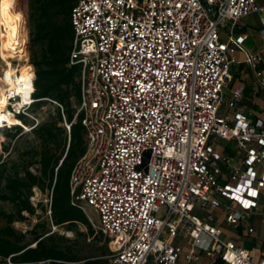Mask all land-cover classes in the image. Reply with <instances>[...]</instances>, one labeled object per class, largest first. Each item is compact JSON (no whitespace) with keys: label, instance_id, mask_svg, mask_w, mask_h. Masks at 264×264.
<instances>
[{"label":"built area","instance_id":"1","mask_svg":"<svg viewBox=\"0 0 264 264\" xmlns=\"http://www.w3.org/2000/svg\"><path fill=\"white\" fill-rule=\"evenodd\" d=\"M262 9L257 0H74L69 65L80 68L74 121L82 114L85 152L71 172V203L97 213L109 264H197L203 256L264 264L226 238L213 213L253 234L250 220L264 207V121L222 112L242 97L237 90L226 99L224 88L233 78L229 44L245 37H221ZM262 60L248 54L260 84ZM34 91L5 90L20 124L0 119V130L30 132L43 122ZM48 100L62 112L69 146L72 122Z\"/></svg>","mask_w":264,"mask_h":264},{"label":"trees","instance_id":"2","mask_svg":"<svg viewBox=\"0 0 264 264\" xmlns=\"http://www.w3.org/2000/svg\"><path fill=\"white\" fill-rule=\"evenodd\" d=\"M73 4L74 0H29L30 23L33 27L31 40L42 44L41 53L33 54L32 60L36 74L34 97L40 99L35 103L34 111L36 107L50 101L48 99L58 101L63 105L66 118L72 122V126L68 146V133L61 125L63 115L57 107L54 118L45 120L33 130L41 146L36 159L37 172L30 169L31 164L22 171L10 172L0 154V201H9L14 206L13 212L0 209V217L7 222L5 227L0 228V264H39L43 261H51V264H80L82 261L49 234L50 231L44 229L37 232L39 225L30 231L34 234L35 246L24 243L25 234L12 226L14 221L27 219L24 212L31 215L36 213L31 201L35 187L49 188L51 191L50 209L54 226L67 223L74 227L81 222L87 226L88 234L94 235L83 210L71 203L70 193L72 169L85 152L82 114L74 121L77 109L74 101L78 104L80 99V68L69 65L74 39L70 20ZM19 9L25 13L20 0ZM108 252L105 249L101 254L87 257L84 264H109Z\"/></svg>","mask_w":264,"mask_h":264},{"label":"rangeland","instance_id":"3","mask_svg":"<svg viewBox=\"0 0 264 264\" xmlns=\"http://www.w3.org/2000/svg\"><path fill=\"white\" fill-rule=\"evenodd\" d=\"M21 7L24 10L25 25H26V45L20 60L13 59V66L17 70H22L23 65L32 64L33 54H40L42 50V44L40 42L34 43L31 40V31L33 29L32 23H30V8L29 0H20ZM17 6L19 9V0H17ZM1 34L2 26L0 24V46H1ZM2 63V64H1ZM0 74L5 67V62L2 61L0 56ZM74 107L77 108V102L74 101ZM35 112L40 113L45 117L43 122L51 120L56 116L57 106L51 101L44 102L41 106L36 107ZM62 125V124H61ZM222 144L224 142H221ZM232 146V143L230 144ZM40 140L37 134L33 131L25 132L23 128L13 127L11 130L0 131V154L2 159L7 163V168L10 172L20 170L31 164L30 169L37 172L38 163V151L40 150ZM60 150V149H59ZM31 201L36 207V213L31 215L28 212H24L27 219L24 221H14L12 226L21 233L25 234L24 243L35 246L33 242L34 234L30 231L39 225L37 232H42L44 229L50 231L49 234L55 236L63 245V247L72 250L82 261L80 264H84V259L93 255L101 254L105 249H108V255L110 254L109 239L101 234V232L95 227L97 225V213L87 207L85 215L89 219L94 235L88 234V228L81 222L77 223V226L71 227L70 224H63L60 226H54L51 218V191L49 188L42 189L35 187L33 194L31 195ZM0 209L6 212H13L14 206L9 201H0ZM7 225L4 218L0 217V228ZM86 234V235H85ZM39 264H51V261H43Z\"/></svg>","mask_w":264,"mask_h":264},{"label":"crops","instance_id":"4","mask_svg":"<svg viewBox=\"0 0 264 264\" xmlns=\"http://www.w3.org/2000/svg\"><path fill=\"white\" fill-rule=\"evenodd\" d=\"M257 3L263 8L262 10L240 18L235 25L228 24L221 32L224 41L228 40L230 36L245 37L242 44L236 42L229 44V54L234 59L231 64L233 78L224 88L226 99L230 100L237 90L242 91V97L233 108L225 107L222 112L225 114L241 112L252 120L262 119L264 121V83H258L255 71L248 63L249 53H261L263 60L259 63L258 68L264 71V0H257ZM196 212L206 215L205 212L198 209ZM213 213L216 223L223 227L226 238L235 240L246 247L251 252L254 261L264 258V207L250 220L256 230L253 234H249L245 226L237 229L228 226L221 209H217ZM210 263L211 259L203 256L197 264ZM216 264L225 263L218 261Z\"/></svg>","mask_w":264,"mask_h":264},{"label":"bare ground","instance_id":"5","mask_svg":"<svg viewBox=\"0 0 264 264\" xmlns=\"http://www.w3.org/2000/svg\"><path fill=\"white\" fill-rule=\"evenodd\" d=\"M0 24L2 26L0 56L5 62L0 74V117L18 125L20 119L7 112L4 93L8 88L14 89L27 98L34 88V73L30 64L23 65L20 71L12 64L13 59L20 60L26 45L25 15L18 9L17 0H0Z\"/></svg>","mask_w":264,"mask_h":264},{"label":"snow or ice","instance_id":"6","mask_svg":"<svg viewBox=\"0 0 264 264\" xmlns=\"http://www.w3.org/2000/svg\"><path fill=\"white\" fill-rule=\"evenodd\" d=\"M0 119H3L2 117H0ZM16 123H19L18 121H16ZM255 193H253V195H254Z\"/></svg>","mask_w":264,"mask_h":264}]
</instances>
